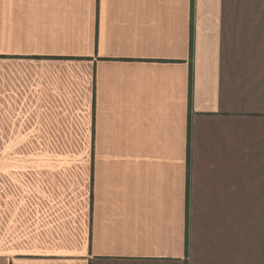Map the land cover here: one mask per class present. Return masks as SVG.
<instances>
[{
  "label": "crops",
  "instance_id": "0c3cea01",
  "mask_svg": "<svg viewBox=\"0 0 264 264\" xmlns=\"http://www.w3.org/2000/svg\"><path fill=\"white\" fill-rule=\"evenodd\" d=\"M0 264H264V0H0Z\"/></svg>",
  "mask_w": 264,
  "mask_h": 264
}]
</instances>
